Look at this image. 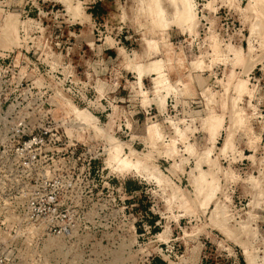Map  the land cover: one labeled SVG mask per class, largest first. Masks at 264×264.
Returning <instances> with one entry per match:
<instances>
[{
    "label": "rangeland",
    "instance_id": "374dc122",
    "mask_svg": "<svg viewBox=\"0 0 264 264\" xmlns=\"http://www.w3.org/2000/svg\"><path fill=\"white\" fill-rule=\"evenodd\" d=\"M61 1L0 0V42L7 21H20L18 32L8 34L10 46L0 43V54L16 55L26 77L66 99L83 129L79 139L101 158L95 177L76 178L71 237L43 235L14 221L11 205H0V237L12 245L13 264H250L253 257L264 264V0H195V35L176 24L153 30L141 0ZM98 1L93 18L91 6ZM170 2L163 0L172 17ZM37 7L50 11L46 37L55 41V58L43 57L53 69L35 63L32 53L21 63V47L31 46L23 43V30H33ZM54 22L63 23L61 30ZM255 24L261 27L254 31ZM59 36L68 43L56 45ZM146 38L158 40L160 50L147 52ZM136 54L146 64L164 58L168 73L180 76L176 82L169 77L176 90L168 106L154 92V72L145 75L153 74L143 82L146 98L139 93ZM113 70L135 72L127 103L133 112L118 107L111 117H100L101 99L108 104L103 83L111 82ZM96 82H102L99 88ZM127 93L121 88L120 103ZM212 112L223 115L221 125L212 122ZM119 142L152 166L143 175L114 171L108 158Z\"/></svg>",
    "mask_w": 264,
    "mask_h": 264
},
{
    "label": "built area",
    "instance_id": "2783aa9c",
    "mask_svg": "<svg viewBox=\"0 0 264 264\" xmlns=\"http://www.w3.org/2000/svg\"><path fill=\"white\" fill-rule=\"evenodd\" d=\"M37 10L33 30H23V43L31 46L29 51L21 47L26 51L21 63L32 53L35 63L53 69L43 57L55 58V41L46 37L50 11ZM62 24L52 26L61 30ZM56 39V45L68 43L63 36ZM69 108L66 99L53 95L48 85L26 77L11 54L0 55V205H11L14 221L49 237L73 235L70 219L76 178L81 173L95 177L101 158L99 151L79 139L83 129ZM11 248L0 237V264L14 263Z\"/></svg>",
    "mask_w": 264,
    "mask_h": 264
},
{
    "label": "bare ground",
    "instance_id": "6f19581e",
    "mask_svg": "<svg viewBox=\"0 0 264 264\" xmlns=\"http://www.w3.org/2000/svg\"><path fill=\"white\" fill-rule=\"evenodd\" d=\"M61 1V0H60ZM63 2L67 3V1L69 0H62ZM61 1V2H62ZM144 3H146L147 5V10H149V18L154 29H158V30H162L165 31L166 29H169V27L173 24H176L177 26L181 27L183 29V31H189L191 34L195 35L197 34V27L199 26V20H198V14H197V10H196V1L195 0H170L173 4V7L175 9L174 13L172 14V17H169V13L167 11V9L164 6L163 0H141ZM170 2V3H171ZM64 3V4H65ZM70 4V3H69ZM211 2H208V4H206V8L207 9H211ZM69 9L75 14V15H80V8L79 7H72L69 6ZM173 9V10H174ZM9 17V15H7ZM11 16V15H10ZM13 17V16H12ZM7 18V17H6ZM4 20V19H3ZM6 22V21H5ZM19 19L17 17H13L10 18L7 23L5 24L4 27H6V32L4 33V37L1 38V45L3 46H10L11 42L8 40V34H14L17 33L19 30ZM260 23H258L259 25ZM257 24L254 25L253 30H257L260 27ZM258 26V28H257ZM3 30V29H2ZM11 38V37H10ZM147 44H148V51L149 53L153 52V51H159V46L160 44H158V40L156 39H149L146 38ZM219 47V46H218ZM217 47V48H218ZM10 48V47H9ZM253 48V47H252ZM216 51H218L216 49ZM215 51V52H216ZM217 53V52H216ZM152 54V53H151ZM150 55V54H149ZM151 57V56H149ZM141 56L139 54H136L135 58H134V70L137 72V84L140 88L141 91H139L140 94H142V96L144 98H146L147 96V92L143 90V79L145 77V75L149 72H154L157 77H154V92L157 95H161L160 97V102L162 107H165L166 105V101H167V97L170 96V94L176 90L175 85L173 86L171 83V80L169 78V73L167 70V65L166 62L164 60V58H157L152 60L151 62H149L148 64L142 62L140 60ZM202 61L198 60L195 62L196 67H201L202 66ZM244 82H242L239 87L240 89L243 88ZM246 88V87H245ZM244 88V90H246ZM166 91L167 93L163 94V91ZM164 91V92H165ZM162 92V94L160 93ZM242 93V92H241ZM172 95V94H171ZM158 97V98H159ZM146 102V100H144ZM211 102V101H210ZM213 103V102H212ZM211 103V104H212ZM210 104V103H209ZM210 106V105H209ZM212 108V107H211ZM213 112H212V118L215 125H221V123L223 122V115L222 116H214L213 117ZM238 116V115H237ZM241 120L238 119V122ZM237 121V120H236ZM242 122V120H241ZM213 124V123H211ZM240 124V123H239ZM214 125V126H215ZM213 126V125H212ZM213 126V129L215 128ZM154 128V126H150L149 127V131H153L152 130ZM156 129V128H155ZM212 129V128H211ZM158 130V129H157ZM101 131V130H100ZM181 133L184 134V132L181 131ZM213 136H216L218 134V130L214 129V131L212 132ZM151 134V132H150ZM186 135V134H185ZM115 140V139H114ZM118 141H116L117 143ZM120 143V142H119ZM174 144V143H173ZM116 146V145H115ZM114 146V147H115ZM171 147V145H169ZM168 147V146H167ZM168 147V148H170ZM174 147V145H173ZM172 147V148H173ZM122 144H118L115 148V150H113L110 155H109V164L111 165V167L114 169V171H117L120 174H135V175H143L144 171L146 169L149 168V166H152V163L149 161V159L146 156H139L138 154H136L135 152L131 151L130 153L124 152L123 151ZM167 148V149H168ZM171 148V149H172ZM133 149V148H132ZM188 151L190 149H193L191 145H189L187 147ZM166 151V149H165ZM175 151V149H174ZM211 151V150H208ZM171 155L175 152H173V149L170 151ZM173 152V153H172ZM178 152V151H177ZM169 153V152H168ZM212 153V152H211ZM178 154V153H177ZM209 158L210 157V152L207 153ZM170 155V156H171ZM175 154H173L174 156ZM136 159H134L135 157ZM208 158V159H209ZM210 161V160H209ZM214 161V160H213ZM212 163V161H211ZM154 169V168H153ZM148 171V170H147ZM156 171V170H155ZM202 174V173H201ZM205 174L203 173V176ZM157 176V175H156ZM155 177V179L158 181L160 178ZM201 177V176H200ZM206 177V176H205ZM214 177V176H213ZM202 178V177H201ZM206 179V178H205ZM216 179V178H215ZM201 180V179H200ZM218 180V179H217ZM161 181V180H159ZM163 181V180H162ZM215 181V180H214ZM159 183V182H158ZM215 184V183H214ZM217 185V182H216ZM213 187V186H212ZM216 186L213 187V189ZM199 185H198V189H199ZM217 188V187H216ZM210 196V195H209ZM211 196H213V194H211ZM210 198V197H209ZM208 198V200H209ZM225 206V205H224ZM221 207V206H220ZM227 207V206H226ZM225 207V208H226ZM219 208V207H218ZM226 227V226H225ZM224 227V228H225ZM228 231V230H227ZM229 233V231H228ZM163 237V236H160ZM253 257V256H252ZM256 257H253L250 259V264H255ZM257 264V263H256Z\"/></svg>",
    "mask_w": 264,
    "mask_h": 264
},
{
    "label": "crops",
    "instance_id": "0c3cea01",
    "mask_svg": "<svg viewBox=\"0 0 264 264\" xmlns=\"http://www.w3.org/2000/svg\"><path fill=\"white\" fill-rule=\"evenodd\" d=\"M100 7H101L100 1H98V3L92 5L91 6L92 9L90 11V16L95 18L97 16V13H98L97 11L99 10ZM2 54L7 55V54H11V53H7V51H5ZM2 54H0V55H2ZM13 58L17 59L16 55ZM133 73H135L133 70L127 71L126 73H124L120 70H119V72H117V70L111 71V74H112V78H110L111 82L110 83H106V82L103 83L105 88L108 89V91H106V94H105V96H107L108 99H104L108 102V104L106 106L103 102V98L101 99L102 105H100L101 106L100 108H102V113H101L100 117L104 116V113L106 116L111 117L112 113L115 112L114 110L117 109L118 107H124L126 110L130 109L129 111L133 112V110L131 108L133 105L127 104L129 100L131 101L130 97H133L132 93L134 92L133 82L131 83V81L129 79V75L133 74ZM152 75H149L150 78H152ZM149 76L144 77V79H143L144 83H145V79ZM169 77L171 78L172 81H175V82L178 81V79L180 78V76L178 74L171 73L170 70H169ZM205 78H207V76H205ZM136 79H137V74H136ZM199 82H200V79H199ZM96 84H97L96 87L99 88V85L102 84V82H96ZM195 86L197 87L199 85L195 83ZM121 88L128 92L127 93L128 98L126 97L127 99H126V102H124V103H120V101H119V91H121ZM171 97H172V95H170L167 99L168 100L167 106L169 105V98H171ZM154 102H156V101H152V103H151L152 106H153V104H155ZM109 111H111V112H109ZM127 114H129V113L127 112Z\"/></svg>",
    "mask_w": 264,
    "mask_h": 264
},
{
    "label": "trees",
    "instance_id": "16d2710c",
    "mask_svg": "<svg viewBox=\"0 0 264 264\" xmlns=\"http://www.w3.org/2000/svg\"><path fill=\"white\" fill-rule=\"evenodd\" d=\"M130 188V186H127V189ZM131 190V189H130Z\"/></svg>",
    "mask_w": 264,
    "mask_h": 264
}]
</instances>
